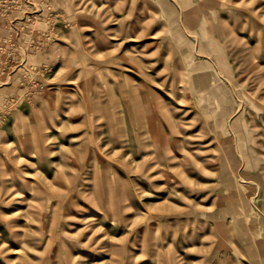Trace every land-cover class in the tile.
<instances>
[{"label":"rangeland","instance_id":"374dc122","mask_svg":"<svg viewBox=\"0 0 264 264\" xmlns=\"http://www.w3.org/2000/svg\"><path fill=\"white\" fill-rule=\"evenodd\" d=\"M0 264H264V0H0Z\"/></svg>","mask_w":264,"mask_h":264}]
</instances>
